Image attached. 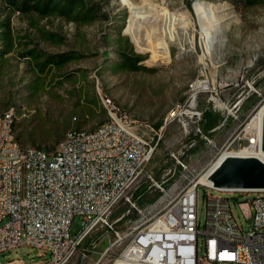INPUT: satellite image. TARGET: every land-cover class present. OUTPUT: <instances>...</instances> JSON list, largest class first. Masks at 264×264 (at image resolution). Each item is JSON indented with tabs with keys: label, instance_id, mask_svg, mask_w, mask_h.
Here are the masks:
<instances>
[{
	"label": "rangeland",
	"instance_id": "obj_1",
	"mask_svg": "<svg viewBox=\"0 0 264 264\" xmlns=\"http://www.w3.org/2000/svg\"><path fill=\"white\" fill-rule=\"evenodd\" d=\"M132 5L148 8L149 17L136 19ZM201 6L219 19L221 38L215 42L221 43L207 41L213 30L200 20ZM168 28L177 40H166ZM198 82L207 87L196 94ZM247 83L264 88V0H0V115L12 111L19 143L53 155L69 130L93 131L109 120L105 95L156 147L139 191L150 186L148 175L161 182L174 169L171 154L177 151L185 152L200 180L223 152L250 147L254 137L245 130L264 97L247 96ZM194 110L210 111L219 120L209 134L212 144L195 134L194 124L185 134L181 123ZM205 192L231 198L247 228L235 201L246 202L251 192L224 194L201 186V230ZM158 198L150 190L142 203ZM242 209L249 214L247 206ZM125 213L128 207L121 204L110 217L119 233L135 219L129 213L121 220ZM98 236L89 248L87 242ZM132 238L120 241L114 232L99 229L68 264H115L124 260L120 257ZM46 257L23 246L0 256V262L35 264Z\"/></svg>",
	"mask_w": 264,
	"mask_h": 264
},
{
	"label": "built area",
	"instance_id": "obj_2",
	"mask_svg": "<svg viewBox=\"0 0 264 264\" xmlns=\"http://www.w3.org/2000/svg\"><path fill=\"white\" fill-rule=\"evenodd\" d=\"M205 84L195 83L192 91L205 90ZM245 87L247 96L264 97L259 83ZM176 116L170 115L166 123ZM186 116L189 119L181 123L185 134H191L194 124L195 134L212 144L210 132L200 125L204 113L194 110ZM253 140L250 146H256ZM155 149L138 123L111 106V117L98 138L80 140L72 129L50 158L20 155L11 111L0 124V256L26 246L47 255L35 264H68L84 241L106 229L120 241L133 237L120 259L133 251L135 264H264V192H251L246 202L236 198L247 228L231 198L205 192L206 223L201 230L199 187L215 189L199 184L185 152L171 154L175 163L167 179L157 182L147 176L151 192L159 198L150 205L136 201ZM121 204L128 207L121 220L135 215L125 222L123 233L110 223Z\"/></svg>",
	"mask_w": 264,
	"mask_h": 264
},
{
	"label": "bare ground",
	"instance_id": "obj_3",
	"mask_svg": "<svg viewBox=\"0 0 264 264\" xmlns=\"http://www.w3.org/2000/svg\"><path fill=\"white\" fill-rule=\"evenodd\" d=\"M132 8L137 9V11H135V13H136L135 18L136 19H137V16H140V17H142L143 20H145L150 15V10L148 8L140 9L137 6L135 7L133 5H132ZM205 11H206V8L201 6V8H200L201 19L200 20H203L208 26L211 25V29L213 30L211 33H208V35L206 36L207 41H209V43L211 41H213L214 43L212 45H216L218 43H221L220 41L215 42V39L217 40V39L221 38V35L219 33L220 29H221V24L219 23V19L214 21L211 16L205 14ZM166 20L169 21L170 25L169 24L168 25L172 27L173 22H172L171 17L169 19L166 18L165 22H166ZM207 25H206V28H205V26L203 27L205 32L207 31ZM177 39L178 38H177L175 30L169 29L168 33H166V40H169L172 42V41H175ZM185 51H188V50H185ZM106 100H108V101H105L106 106H108V107L112 106L114 108L112 100L110 98H107ZM193 101L195 102V100H193ZM193 101H192V104H193ZM108 102H109V104H108ZM191 108H194V107H192V105H191ZM263 116H264V105H262V107L257 111V113L255 114V117L252 118L251 122L248 124V126L246 127V130H245L247 132V134H250L254 137V140L252 143H256V146L246 147L240 151H229L228 150V151L223 152L217 158V160L212 164L210 169L200 177L199 184L211 186V184L208 182V176L211 174L212 171H214L217 167H219L221 165V163L229 156L255 157V158L261 160L262 162H264V153L262 152V149H261ZM10 117H11V112L1 114L0 115V124H2V120H7ZM12 120H13L14 127H15V119H14L13 113H12ZM104 125H105V122L93 131H84V130H75L74 129V134H76L80 140L90 141V140L98 138V136L101 135V129L103 128ZM20 155L35 156L36 159H48V158H50V154L44 150L37 149V148H26V147L22 146L21 144H20ZM115 264H135L133 251H129V253H127V257L124 258V260H118Z\"/></svg>",
	"mask_w": 264,
	"mask_h": 264
},
{
	"label": "water",
	"instance_id": "obj_4",
	"mask_svg": "<svg viewBox=\"0 0 264 264\" xmlns=\"http://www.w3.org/2000/svg\"><path fill=\"white\" fill-rule=\"evenodd\" d=\"M261 149L264 153V116ZM208 182L220 192H264V162L255 157H227L208 176Z\"/></svg>",
	"mask_w": 264,
	"mask_h": 264
},
{
	"label": "trees",
	"instance_id": "obj_5",
	"mask_svg": "<svg viewBox=\"0 0 264 264\" xmlns=\"http://www.w3.org/2000/svg\"><path fill=\"white\" fill-rule=\"evenodd\" d=\"M204 131L206 133H209L210 130H212L213 128L217 127L219 125V120H215L214 116L212 115L211 112L209 111H205L204 112ZM151 187H146L143 190L139 191L138 196L136 198V201H140L143 200L144 197L147 196V194L149 193ZM126 214V213H125ZM123 217V215L121 216V218ZM101 239L100 236L96 237V239L90 241L89 243L87 242V245L89 248H92L94 245H96L99 240Z\"/></svg>",
	"mask_w": 264,
	"mask_h": 264
},
{
	"label": "crops",
	"instance_id": "obj_6",
	"mask_svg": "<svg viewBox=\"0 0 264 264\" xmlns=\"http://www.w3.org/2000/svg\"><path fill=\"white\" fill-rule=\"evenodd\" d=\"M210 112V111H209ZM214 116V115H213ZM205 123V122H204ZM204 125V124H203ZM218 127V126H217ZM217 127L213 128L212 130H210L209 132H212L213 130H215Z\"/></svg>",
	"mask_w": 264,
	"mask_h": 264
}]
</instances>
